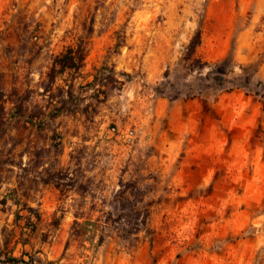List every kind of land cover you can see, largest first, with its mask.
I'll use <instances>...</instances> for the list:
<instances>
[{
	"label": "rangeland",
	"instance_id": "1",
	"mask_svg": "<svg viewBox=\"0 0 264 264\" xmlns=\"http://www.w3.org/2000/svg\"><path fill=\"white\" fill-rule=\"evenodd\" d=\"M257 81L264 0H0V264H264Z\"/></svg>",
	"mask_w": 264,
	"mask_h": 264
},
{
	"label": "trees",
	"instance_id": "2",
	"mask_svg": "<svg viewBox=\"0 0 264 264\" xmlns=\"http://www.w3.org/2000/svg\"><path fill=\"white\" fill-rule=\"evenodd\" d=\"M199 42H200V32L197 31L196 34H195V37L188 44V52H189V54H190V52H192L194 50L195 46ZM67 60H68V58H66V57L63 59V65H65L64 63H67ZM72 61H73L72 64H74L75 63L74 59H72ZM78 61L81 62L82 58L79 59ZM206 64H207V62H204V65H206ZM75 67L77 68L78 66L75 64ZM200 68H203V66H201ZM224 83H225L224 80L217 81V82H215L214 87L217 88V89H225L227 91L231 90L232 86H230V85L229 86H224ZM198 87H199L198 89H199L200 92H204V88L205 87L203 86V84H200V86H198ZM255 87L264 89V83L261 82V81H257L255 83ZM126 215L127 214H125V217L121 216L120 218H122V217L126 218ZM140 223L136 222V224H133L131 222H127V223L122 222L121 226H117L116 228H117L119 233L128 234V235L137 234L141 230V226L140 225H144L145 224V218H143V220H141ZM11 259H12V261H17V258H11Z\"/></svg>",
	"mask_w": 264,
	"mask_h": 264
},
{
	"label": "built area",
	"instance_id": "3",
	"mask_svg": "<svg viewBox=\"0 0 264 264\" xmlns=\"http://www.w3.org/2000/svg\"><path fill=\"white\" fill-rule=\"evenodd\" d=\"M111 130L114 131V128H112ZM123 135L126 137L128 142H131L133 140V138H134V133H133L132 130H129V131L125 132Z\"/></svg>",
	"mask_w": 264,
	"mask_h": 264
}]
</instances>
